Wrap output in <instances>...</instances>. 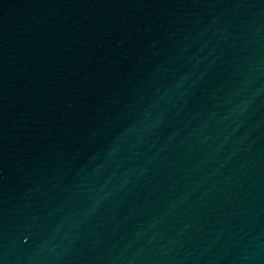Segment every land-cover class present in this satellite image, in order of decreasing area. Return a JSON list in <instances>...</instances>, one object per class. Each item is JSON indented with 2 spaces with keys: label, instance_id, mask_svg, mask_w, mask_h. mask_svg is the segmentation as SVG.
Listing matches in <instances>:
<instances>
[{
  "label": "water",
  "instance_id": "obj_1",
  "mask_svg": "<svg viewBox=\"0 0 264 264\" xmlns=\"http://www.w3.org/2000/svg\"><path fill=\"white\" fill-rule=\"evenodd\" d=\"M0 264H264V0H0Z\"/></svg>",
  "mask_w": 264,
  "mask_h": 264
}]
</instances>
